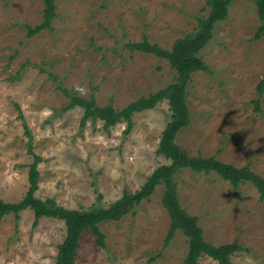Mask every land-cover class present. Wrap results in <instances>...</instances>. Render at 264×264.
<instances>
[{
  "label": "rangeland",
  "instance_id": "rangeland-1",
  "mask_svg": "<svg viewBox=\"0 0 264 264\" xmlns=\"http://www.w3.org/2000/svg\"><path fill=\"white\" fill-rule=\"evenodd\" d=\"M52 30L27 38V26L42 21V0H0V199L20 201L28 189L32 156L41 158L36 197L66 209L106 208L124 192L134 193L154 169L169 161L157 154L170 121L167 101L104 128L80 126L82 109L63 112L67 98L57 84L97 105L121 110L177 81L167 61L132 52L128 43L146 37L170 49L192 34L208 8L204 0H56ZM253 0H234L212 39L199 52L209 72H196L186 85L190 123L175 143L188 156L215 157L264 177V93L255 113L257 85L264 71V35ZM48 73L56 77L52 78ZM80 85L86 95L74 91ZM17 105L19 110L16 108ZM22 115V119L18 116ZM25 124L31 134L26 137ZM180 206L198 218L206 242L237 241L247 250L234 264H264V201L250 184L233 188L216 174L180 170L174 178ZM163 185L118 221L102 222L104 247L89 232L81 235L75 264H181L187 238L177 231L165 245L169 217L161 205ZM97 197H100L99 199ZM99 200V201H98ZM0 222V264H53L65 237L60 220L32 211ZM199 264H216L203 255Z\"/></svg>",
  "mask_w": 264,
  "mask_h": 264
},
{
  "label": "trees",
  "instance_id": "trees-1",
  "mask_svg": "<svg viewBox=\"0 0 264 264\" xmlns=\"http://www.w3.org/2000/svg\"><path fill=\"white\" fill-rule=\"evenodd\" d=\"M233 1L204 0L208 8L207 17L199 19L196 30L192 34L175 40L170 49L150 44L146 37H143L140 42L126 44L125 47L129 51L152 54L167 61L171 69L177 73L178 78L175 83L169 84L146 97H140L121 110L114 109L111 103L99 106L93 96L89 98L80 97L59 83L56 86L67 98V104L62 108L63 112L74 108L82 109L80 121L82 128L89 120L101 121L106 129L124 122L126 123L125 134H129L133 126L132 118L135 114L153 110L157 104L167 101L170 121L161 133L157 154L169 161V164L160 165L154 169L139 190L134 193L124 192L119 200L111 203L106 208L66 209L58 205L54 199L41 200L36 197L35 193L38 190L39 180L38 165L41 158L33 152L32 145L28 144L27 153L32 156V162L28 168V189L18 202L7 203L0 199V222L8 215L19 218V214L28 209L32 211L34 217L33 227L37 225L40 219L45 217L62 221L65 226V237L61 244L57 246V254L53 264H75L76 251L83 233L89 231L96 238V245L103 248L105 237L99 230L98 225L102 222L118 221L131 212L142 200L148 199L153 194L156 186L163 185L164 193L161 205L169 217L165 245L172 240L177 231H180L187 238L188 252L181 264H199V259L203 255L209 257L216 264H234L230 260L231 255L247 249L240 246L237 241L219 246L206 242L203 230L198 225V218L189 215L180 206L177 186L174 182L175 175L183 169L205 175L214 173L233 188L247 183L252 185L258 193V200L260 202L264 201V177L254 173L249 165L235 167L223 163L215 157H190L186 151L175 143L176 135L190 123V114L186 103V85L192 74L210 71L200 58L199 52L212 39L214 25L226 19L228 7ZM55 2L56 0H42V21L34 27L27 26V38H31L44 30H52L51 23L56 17ZM253 2L260 22L255 33L257 39L264 35V0H253ZM48 74L56 80L55 76ZM256 89L257 97L252 102L255 113H258L261 112L260 102L264 93V71ZM15 106L19 110V107ZM18 117L22 119L21 114ZM23 127L26 137L30 141L31 134L25 124H23Z\"/></svg>",
  "mask_w": 264,
  "mask_h": 264
},
{
  "label": "clouds",
  "instance_id": "clouds-1",
  "mask_svg": "<svg viewBox=\"0 0 264 264\" xmlns=\"http://www.w3.org/2000/svg\"><path fill=\"white\" fill-rule=\"evenodd\" d=\"M74 91L79 93V94H81V95H86L87 94L85 88L80 86V85H76L74 87ZM248 264H256V261L251 259V258H249Z\"/></svg>",
  "mask_w": 264,
  "mask_h": 264
}]
</instances>
